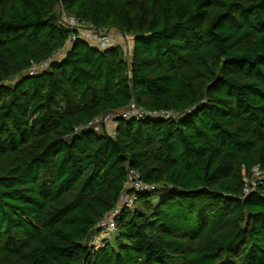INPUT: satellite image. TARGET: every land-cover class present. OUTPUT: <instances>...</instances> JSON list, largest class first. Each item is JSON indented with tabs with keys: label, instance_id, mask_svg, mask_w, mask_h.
<instances>
[{
	"label": "trees",
	"instance_id": "1",
	"mask_svg": "<svg viewBox=\"0 0 264 264\" xmlns=\"http://www.w3.org/2000/svg\"><path fill=\"white\" fill-rule=\"evenodd\" d=\"M60 7L132 37L63 48ZM131 102L176 120L118 119ZM78 129V130H76ZM264 0H0V264H264ZM155 185L90 244L126 188Z\"/></svg>",
	"mask_w": 264,
	"mask_h": 264
},
{
	"label": "built area",
	"instance_id": "2",
	"mask_svg": "<svg viewBox=\"0 0 264 264\" xmlns=\"http://www.w3.org/2000/svg\"><path fill=\"white\" fill-rule=\"evenodd\" d=\"M60 24L70 30V35L65 43V46L56 51L49 59L38 63L32 62L30 67L25 71L28 75H34L45 71L50 62L60 59V55L63 53L65 47H70L76 40H82L100 50H106L112 46H120L127 60L130 59V53L132 49V37L130 42H125L129 36L121 35V39L125 42L122 44L111 31L95 28L91 24H87L79 21L73 15L66 14L60 7ZM164 118L176 120L178 115L170 110H148L138 107L134 102H131L126 108L122 110L107 112L101 116L94 117L89 123L82 128H90L97 132L105 130L107 134L113 136L114 130L110 127L118 119H135L141 120L144 118ZM78 130V129H76ZM264 175L258 167H254L248 174L243 176V196H247L251 192L255 191L258 186L262 185ZM126 188L130 192H123L117 205L105 216L104 220L99 224L98 228L105 229L107 231H114L115 218L122 209H133L137 199V194L143 191H152L155 189V185L143 181L139 173L135 169L127 170V182ZM93 235L90 240V244H94ZM96 245V244H95Z\"/></svg>",
	"mask_w": 264,
	"mask_h": 264
},
{
	"label": "rangeland",
	"instance_id": "3",
	"mask_svg": "<svg viewBox=\"0 0 264 264\" xmlns=\"http://www.w3.org/2000/svg\"><path fill=\"white\" fill-rule=\"evenodd\" d=\"M113 35L122 43V44H125V42H130L131 41V37H128V39L127 40H125V42L121 39V34H119L118 32H115V31H113ZM69 48L68 47H65L64 48V50H63V53L60 55V58H62L64 55H65V53H66V51L68 50ZM111 126V125H110ZM96 233L98 234V235H96L95 237H94V244H96V245H100V244H102V242H103V239L104 238H109V241L111 242V243H113V239H114V236H115V232L114 231H107V230H105V229H102L101 230V228H98L97 230H96Z\"/></svg>",
	"mask_w": 264,
	"mask_h": 264
},
{
	"label": "crops",
	"instance_id": "4",
	"mask_svg": "<svg viewBox=\"0 0 264 264\" xmlns=\"http://www.w3.org/2000/svg\"><path fill=\"white\" fill-rule=\"evenodd\" d=\"M113 130H115V127H116V123H112L111 126H110Z\"/></svg>",
	"mask_w": 264,
	"mask_h": 264
}]
</instances>
